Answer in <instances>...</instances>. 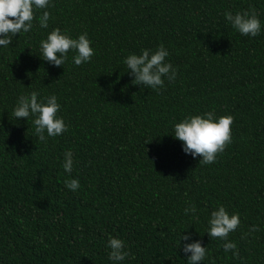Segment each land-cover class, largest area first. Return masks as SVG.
<instances>
[{
  "label": "trees",
  "instance_id": "obj_1",
  "mask_svg": "<svg viewBox=\"0 0 264 264\" xmlns=\"http://www.w3.org/2000/svg\"><path fill=\"white\" fill-rule=\"evenodd\" d=\"M47 10L46 29L36 10L32 30L0 48V264H113L109 235L128 252L116 264H188L181 232L206 246L198 264H264V0H50ZM226 10L254 11L261 32L241 35ZM53 28L86 32L91 59L75 65L70 50L61 66L43 60L39 41ZM159 44L175 79L133 84L124 58ZM32 91L57 96L61 135L40 141L31 118L12 116ZM205 111L233 117L231 143L210 164L171 135ZM219 204L240 214L228 234L237 257L205 232Z\"/></svg>",
  "mask_w": 264,
  "mask_h": 264
},
{
  "label": "clouds",
  "instance_id": "obj_2",
  "mask_svg": "<svg viewBox=\"0 0 264 264\" xmlns=\"http://www.w3.org/2000/svg\"><path fill=\"white\" fill-rule=\"evenodd\" d=\"M50 0H0V48L10 46L12 38L17 33H28L33 28L34 13L36 10L44 11L36 17L41 28L48 27ZM225 20L241 35L257 36L261 30V21L254 11H225ZM86 32L72 37L60 28H53L39 41V52L43 60L61 66L68 58L71 50V61L75 65L88 62L94 49ZM169 55L163 44L156 46L155 50L142 48L139 54L132 52L124 58L127 70L134 76L133 84H143L158 90L164 85V79H175L176 68L165 58ZM61 105L57 96L49 94L40 96L37 91L22 94L17 97L12 108V116L19 121L31 118L34 133L40 141L48 137H56L67 130L63 117L57 113ZM233 117L230 114L216 115L214 111H205L197 114H188L172 125L171 135L181 142L182 151L193 158L198 155L199 163L210 164L216 159V154L222 152L226 144L231 143V129ZM62 167L65 172H71L73 157L70 150L63 153ZM65 187L75 192L79 187L76 178L66 179ZM184 213H192L195 217L197 209L195 204L188 203L183 209ZM240 214L231 212L224 205L219 204L213 208L207 217L206 233L209 237L219 238L225 253L231 250L233 257L239 252L235 241L228 239V234L240 225ZM251 230H258L252 225ZM186 255L188 264H198L207 256L206 246H202L199 239H191V234L182 232L178 238V248L181 247ZM108 259L121 262L128 255L125 241L116 236L109 235L106 241Z\"/></svg>",
  "mask_w": 264,
  "mask_h": 264
}]
</instances>
